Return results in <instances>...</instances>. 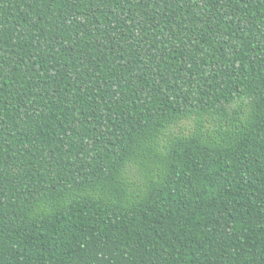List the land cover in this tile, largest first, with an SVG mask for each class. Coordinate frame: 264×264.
<instances>
[{
	"label": "trees",
	"instance_id": "obj_1",
	"mask_svg": "<svg viewBox=\"0 0 264 264\" xmlns=\"http://www.w3.org/2000/svg\"><path fill=\"white\" fill-rule=\"evenodd\" d=\"M0 264H264V0H0Z\"/></svg>",
	"mask_w": 264,
	"mask_h": 264
}]
</instances>
